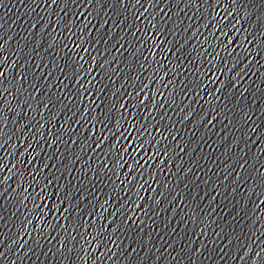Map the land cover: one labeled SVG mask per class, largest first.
<instances>
[{"label":"water","instance_id":"water-1","mask_svg":"<svg viewBox=\"0 0 264 264\" xmlns=\"http://www.w3.org/2000/svg\"><path fill=\"white\" fill-rule=\"evenodd\" d=\"M0 73V264L264 255V0H0Z\"/></svg>","mask_w":264,"mask_h":264},{"label":"snow or ice","instance_id":"snow-or-ice-1","mask_svg":"<svg viewBox=\"0 0 264 264\" xmlns=\"http://www.w3.org/2000/svg\"><path fill=\"white\" fill-rule=\"evenodd\" d=\"M228 15H232L231 13H228ZM237 23H239V20H237ZM3 73H0V76H2ZM5 253L0 251V257H4ZM256 256L259 257V260L257 261V264H264V255H261L259 252L256 253ZM251 258V257H250Z\"/></svg>","mask_w":264,"mask_h":264}]
</instances>
